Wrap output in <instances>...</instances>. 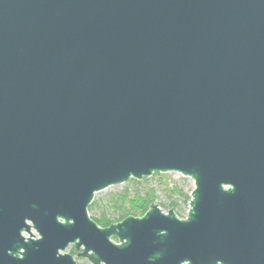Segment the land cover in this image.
Masks as SVG:
<instances>
[{
	"label": "water",
	"instance_id": "obj_1",
	"mask_svg": "<svg viewBox=\"0 0 264 264\" xmlns=\"http://www.w3.org/2000/svg\"><path fill=\"white\" fill-rule=\"evenodd\" d=\"M168 173L193 182L186 218H90ZM69 247L264 264V0H0V264H79Z\"/></svg>",
	"mask_w": 264,
	"mask_h": 264
},
{
	"label": "rangeland",
	"instance_id": "obj_2",
	"mask_svg": "<svg viewBox=\"0 0 264 264\" xmlns=\"http://www.w3.org/2000/svg\"><path fill=\"white\" fill-rule=\"evenodd\" d=\"M139 181V184H134V180L110 187L104 191L96 193L94 195L93 202L96 203V207L88 212L92 218H99L101 214L117 219L118 212L114 209L109 202L108 197L112 194L121 195L126 193L129 196L140 195L145 191L152 192V204H156L162 210L163 213H167L169 210H173L176 216L180 219L186 218L188 212V203L183 199V195L189 196L193 189V182L191 179L184 178L181 175L175 173L168 174H155L148 179ZM175 189V192L170 191ZM92 202V203H93ZM139 217V216H137ZM142 217V216H140ZM74 254L79 264H90L87 260L78 258L75 249ZM72 247H69L66 252L71 253Z\"/></svg>",
	"mask_w": 264,
	"mask_h": 264
},
{
	"label": "trees",
	"instance_id": "obj_3",
	"mask_svg": "<svg viewBox=\"0 0 264 264\" xmlns=\"http://www.w3.org/2000/svg\"><path fill=\"white\" fill-rule=\"evenodd\" d=\"M144 181H146L144 179ZM139 184L134 182V184ZM171 193L175 192V189L170 191ZM109 202L112 204L115 210L118 212V218L112 219L106 216L104 213L99 216V218L90 217L96 224L101 228H106L114 223L120 222L126 217L133 216H143L148 210L149 206L152 204V192L145 191L142 196L136 194L129 196L126 193L121 195L112 194L108 197ZM183 199L186 203L189 202L190 196L183 195ZM96 207V203L93 202L89 208L88 212ZM115 240V239H114ZM74 248H72L71 253L74 254ZM73 256V255H72Z\"/></svg>",
	"mask_w": 264,
	"mask_h": 264
},
{
	"label": "flooded vegetation",
	"instance_id": "obj_4",
	"mask_svg": "<svg viewBox=\"0 0 264 264\" xmlns=\"http://www.w3.org/2000/svg\"><path fill=\"white\" fill-rule=\"evenodd\" d=\"M72 248H74V247H72ZM77 252V251H76ZM77 254H78V252H77Z\"/></svg>",
	"mask_w": 264,
	"mask_h": 264
}]
</instances>
